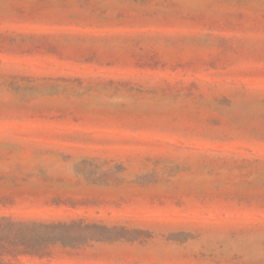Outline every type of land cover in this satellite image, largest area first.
Returning a JSON list of instances; mask_svg holds the SVG:
<instances>
[{"label":"rangeland","instance_id":"1","mask_svg":"<svg viewBox=\"0 0 264 264\" xmlns=\"http://www.w3.org/2000/svg\"><path fill=\"white\" fill-rule=\"evenodd\" d=\"M0 216V264H264V0H0Z\"/></svg>","mask_w":264,"mask_h":264},{"label":"trees","instance_id":"2","mask_svg":"<svg viewBox=\"0 0 264 264\" xmlns=\"http://www.w3.org/2000/svg\"><path fill=\"white\" fill-rule=\"evenodd\" d=\"M33 226H45L34 221L13 219L10 216H0V254L18 250L24 253H38L42 246H35L26 238L24 232ZM11 235H14L11 237ZM16 235V236H15Z\"/></svg>","mask_w":264,"mask_h":264}]
</instances>
